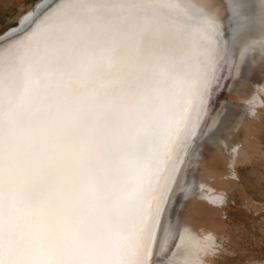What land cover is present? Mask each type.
I'll return each mask as SVG.
<instances>
[{
	"label": "snow or ice",
	"instance_id": "6c2138e0",
	"mask_svg": "<svg viewBox=\"0 0 264 264\" xmlns=\"http://www.w3.org/2000/svg\"><path fill=\"white\" fill-rule=\"evenodd\" d=\"M227 53L200 0H54L0 42V264H153Z\"/></svg>",
	"mask_w": 264,
	"mask_h": 264
},
{
	"label": "bare ground",
	"instance_id": "6f19581e",
	"mask_svg": "<svg viewBox=\"0 0 264 264\" xmlns=\"http://www.w3.org/2000/svg\"><path fill=\"white\" fill-rule=\"evenodd\" d=\"M200 3L222 23L227 61L223 78L205 99L195 141L173 174L153 264L219 263L218 241L231 236L222 218L239 183L236 167L264 157L257 142L264 130V0Z\"/></svg>",
	"mask_w": 264,
	"mask_h": 264
},
{
	"label": "rangeland",
	"instance_id": "374dc122",
	"mask_svg": "<svg viewBox=\"0 0 264 264\" xmlns=\"http://www.w3.org/2000/svg\"><path fill=\"white\" fill-rule=\"evenodd\" d=\"M38 1L23 0L16 4L13 12L0 19V36L16 26L19 16ZM259 136L257 142L264 150V130ZM236 169L239 183L226 199L222 218L231 236L218 241L222 260L215 264H264V157Z\"/></svg>",
	"mask_w": 264,
	"mask_h": 264
},
{
	"label": "water",
	"instance_id": "95a60500",
	"mask_svg": "<svg viewBox=\"0 0 264 264\" xmlns=\"http://www.w3.org/2000/svg\"><path fill=\"white\" fill-rule=\"evenodd\" d=\"M54 0H42L40 4H38L37 8L35 9V12L29 17H27L23 22H18L17 27L13 31H9L5 33L4 36L0 38V42H4L12 37H15L19 33H21L23 30L26 29L30 25V23L46 8H48ZM185 154V153H184ZM183 154V155H184Z\"/></svg>",
	"mask_w": 264,
	"mask_h": 264
},
{
	"label": "crops",
	"instance_id": "0c3cea01",
	"mask_svg": "<svg viewBox=\"0 0 264 264\" xmlns=\"http://www.w3.org/2000/svg\"><path fill=\"white\" fill-rule=\"evenodd\" d=\"M22 1L23 0H0V19L7 17L6 15L13 12L14 6H16V4H18ZM22 16H23V14H22ZM20 17H21V15L19 16V18ZM19 18H18V20H19Z\"/></svg>",
	"mask_w": 264,
	"mask_h": 264
}]
</instances>
